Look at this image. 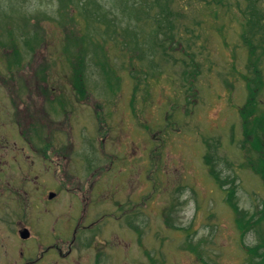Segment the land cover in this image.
<instances>
[{"label": "rangeland", "instance_id": "1", "mask_svg": "<svg viewBox=\"0 0 264 264\" xmlns=\"http://www.w3.org/2000/svg\"><path fill=\"white\" fill-rule=\"evenodd\" d=\"M163 2L0 0V264L261 260L237 219L264 206L240 114L264 0Z\"/></svg>", "mask_w": 264, "mask_h": 264}, {"label": "trees", "instance_id": "2", "mask_svg": "<svg viewBox=\"0 0 264 264\" xmlns=\"http://www.w3.org/2000/svg\"><path fill=\"white\" fill-rule=\"evenodd\" d=\"M250 1H251V5L253 6L252 8H254V5H256L257 2H259V0H250ZM169 3H170V0H166V2H163L162 5L164 8V12L170 11ZM253 14H255L254 11H253ZM249 23H251L252 26H259L260 27L259 30H263V28H264V26L261 24L260 18H259L258 23H256V21L254 19L249 20ZM249 28L252 30V27H249ZM253 35L254 34H252L250 36V38L253 37ZM246 43L250 46V51H249L250 62L248 65H249V69L253 70V73L251 72V74L253 76L252 77L251 76L249 77L248 75L245 76V80L248 82L247 89L249 91V98H248V101H247L246 105L244 106V108L241 109V113H240L242 118H243V129H244V137H245L243 147L245 149L248 146L251 155L255 154V156H256V154H257L256 159L253 157L254 160L252 162L257 161L262 165V167H256L253 169L258 171L262 180L264 181V111H261L259 106H257L258 105L257 104L258 103L257 94L264 84H263V80H262V72H258V70H257L258 64L256 63V60L258 58L257 57L255 59L252 58L256 47H254L252 45L253 42L250 39L246 40ZM163 50H164V54H167L166 47ZM162 53H163V51H162ZM251 58L253 59V61H251ZM192 74L195 75L196 72H192ZM80 91L83 93L84 92L83 88H80ZM261 106H263V105H261ZM263 110H264V108H263ZM246 143H247V145H246ZM252 164L254 165V163H252ZM250 165H251V163H249V166ZM215 176L217 177V175H215ZM218 181L220 182V180H218ZM230 201L232 202V200H230ZM232 205L236 211H239V208L235 203L232 202ZM239 216H240V218L237 219V222H238V226L242 230L247 231L250 229H255L256 226L258 225L257 223L264 220V206L261 210L260 217H258V218H261L259 220H254V219L251 220V217L255 218L254 214L252 216L248 217L247 215H245L244 213H241L240 211H239ZM261 230L262 229H260V223H259V227H258L259 233L258 234L262 239V236L264 234V229H263V232ZM260 232H262V233H260ZM246 249L249 251V253L251 255L250 259H252V261H253V262H250L251 264H264V254H262V258L260 260V257L258 256V254H260L258 252V247H256V246L246 247ZM248 255H247V257L249 258Z\"/></svg>", "mask_w": 264, "mask_h": 264}, {"label": "flooded vegetation", "instance_id": "3", "mask_svg": "<svg viewBox=\"0 0 264 264\" xmlns=\"http://www.w3.org/2000/svg\"><path fill=\"white\" fill-rule=\"evenodd\" d=\"M0 161H1V158H0ZM21 167V166H20ZM31 168V167H30ZM30 171H31V169H29ZM4 171V167L0 164V173L1 172H3ZM22 180H24V181H26V180H28V178H26L25 176H23L22 177ZM0 181H2V178L0 177ZM90 219H92L90 222H88V225H89V223L92 225V226H94V225H96V223H97V219L98 218H96L95 216L94 217H91ZM84 228H87V225H85V226H83ZM24 231V230H23ZM29 238V237H28ZM89 241V240H88ZM72 241H70L69 243H71ZM74 242V241H73ZM72 242V243H73ZM69 245V244H68ZM88 246L89 247H91L90 246V244H88ZM47 249H49V248H47ZM64 256L66 255V254H64V253H62ZM68 254H69V252H68Z\"/></svg>", "mask_w": 264, "mask_h": 264}, {"label": "water", "instance_id": "4", "mask_svg": "<svg viewBox=\"0 0 264 264\" xmlns=\"http://www.w3.org/2000/svg\"><path fill=\"white\" fill-rule=\"evenodd\" d=\"M54 196H55V193H52V194L50 195L51 198L54 197ZM21 236H22V238H27V237H29V231H28V229H25L24 231H22Z\"/></svg>", "mask_w": 264, "mask_h": 264}]
</instances>
